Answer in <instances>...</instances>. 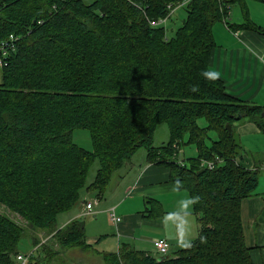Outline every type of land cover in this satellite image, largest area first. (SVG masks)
<instances>
[{"label": "trees", "instance_id": "obj_1", "mask_svg": "<svg viewBox=\"0 0 264 264\" xmlns=\"http://www.w3.org/2000/svg\"><path fill=\"white\" fill-rule=\"evenodd\" d=\"M179 1L0 0V45L7 43L6 55L0 51V264L16 261L26 235L50 254L41 232L64 249L91 248L83 218L58 227V217L85 190L102 198L141 148L188 192L198 233L163 258L128 243L98 251L104 264H253L241 205L263 167L240 162L237 126L247 119L264 133V107L230 95L208 58L212 26L227 24L233 5L244 17L237 27L262 34L264 27L251 20L246 0H190L172 35L150 23ZM162 123L168 140L154 145ZM76 128L89 131L92 149L73 141ZM183 144L197 154L180 157ZM34 260L45 262L39 254Z\"/></svg>", "mask_w": 264, "mask_h": 264}, {"label": "crops", "instance_id": "obj_2", "mask_svg": "<svg viewBox=\"0 0 264 264\" xmlns=\"http://www.w3.org/2000/svg\"><path fill=\"white\" fill-rule=\"evenodd\" d=\"M246 5L251 20L264 27V2L246 0ZM238 6L236 12L230 7L227 24L222 20L212 26L214 46L208 65L224 82L230 95L264 107V34L237 27L244 18ZM237 132L243 147L239 151L240 162L247 167L262 168L264 160L258 164L245 145L247 140L260 138L264 148V133L247 119L238 124ZM167 139L168 132L163 142ZM81 196L70 210L59 215L58 227L72 219L83 218L86 242L91 248L64 249L53 243L50 234L41 232L40 237L52 247L50 254L47 247L37 248L36 257L38 254L43 256V264H104L98 251H117L123 243L157 254L153 246V239L157 237L167 239L170 254L185 246L198 233L197 218L188 192L170 177L167 165L148 161L143 148L114 172L102 198L87 190ZM86 200L95 201L91 213L84 211ZM110 207L121 217L118 222L110 217ZM241 217L252 262L264 264V175L258 177L254 192L242 200Z\"/></svg>", "mask_w": 264, "mask_h": 264}, {"label": "rangeland", "instance_id": "obj_3", "mask_svg": "<svg viewBox=\"0 0 264 264\" xmlns=\"http://www.w3.org/2000/svg\"><path fill=\"white\" fill-rule=\"evenodd\" d=\"M237 6H238L237 4L232 6V8H233V10H235V12L237 11V9H236ZM185 15H186L185 6L181 5V6H176L174 8L171 16L168 17L164 23H162L163 25L166 26V32L168 35H172L175 32L176 28L182 24L183 19L185 18ZM221 21L222 20H220L219 22H221ZM198 123H199V125L203 126V125H206L207 122L204 119V117L203 118L200 117L198 119ZM167 130H168V126L166 123L160 124L155 130V133H154L155 135L153 136V142L159 143V144L160 143L164 144L165 142H163V141L166 139L167 132H168V137H169V131H167ZM210 134L214 135L213 131L210 132ZM72 139L78 145H80L86 149H92L90 133L87 129H85V128L74 129L72 131ZM207 141H209V140H207ZM261 143H262V140L260 138L259 139L252 138L250 140H247L246 145H245V147L247 148L246 151L248 153L254 155V159L256 160V162L258 164L260 163V161L262 162L264 160V148H263ZM254 147H257V148H254ZM141 149L137 150V152H139ZM257 151H259V152H257ZM242 152H244V150H242L241 153ZM196 154H197L196 148L192 144H183L180 151H179V156L182 158L183 157L185 158L187 156H192V155L194 156ZM242 155L243 154H241V156ZM95 169H96V164H94V166L91 168L89 178H91L94 175ZM258 175H259V177H261L264 175V172L261 170ZM29 236L30 235H26L25 237H23L20 240L19 248L21 250H26V249H29L31 247L32 243L28 238ZM173 254H174V252H172L168 255H173ZM89 264H93V263H89ZM94 264H97V263H94Z\"/></svg>", "mask_w": 264, "mask_h": 264}, {"label": "built area", "instance_id": "obj_4", "mask_svg": "<svg viewBox=\"0 0 264 264\" xmlns=\"http://www.w3.org/2000/svg\"><path fill=\"white\" fill-rule=\"evenodd\" d=\"M190 0H180L177 4H168V7L171 9V11L169 12V14L167 16H163V17H159L158 19H153L150 20L151 24H155V25H159L164 23L167 20V17L173 12L174 8L176 6H181L185 3H188ZM227 14H229V10L227 12ZM226 22V21H225ZM15 36L14 35H10L9 39H14ZM7 43H2L0 45V51L2 53V56L6 55V51L4 49L3 46H5ZM5 64V61L3 60V57H0V65ZM217 162H219L221 159L216 157L215 159ZM203 163L206 164L208 167H213L215 164L214 160H203ZM264 169V166H263ZM93 205L94 202L93 201H87L85 203V207H84V211L85 213H91L93 211ZM109 214L110 217L115 221L118 222L121 217L118 216L114 210L113 207H110L109 209ZM153 246L155 251L157 252V254L160 255H165L168 254L169 252V242L167 241L166 238L164 237H157L153 239ZM36 250H37V246H34L32 248L26 249L24 251H20L16 254V261L13 264H39L37 263L34 259L36 257Z\"/></svg>", "mask_w": 264, "mask_h": 264}, {"label": "water", "instance_id": "obj_5", "mask_svg": "<svg viewBox=\"0 0 264 264\" xmlns=\"http://www.w3.org/2000/svg\"><path fill=\"white\" fill-rule=\"evenodd\" d=\"M227 128L230 129V125L227 124ZM163 257H165V256H164V255H160V256H159V258H163Z\"/></svg>", "mask_w": 264, "mask_h": 264}]
</instances>
